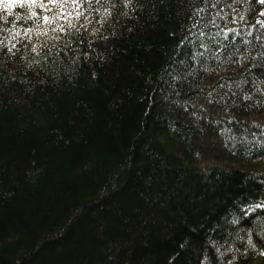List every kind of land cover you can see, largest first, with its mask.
Instances as JSON below:
<instances>
[{"label": "trees", "instance_id": "16d2710c", "mask_svg": "<svg viewBox=\"0 0 264 264\" xmlns=\"http://www.w3.org/2000/svg\"><path fill=\"white\" fill-rule=\"evenodd\" d=\"M0 264H264V3L0 0Z\"/></svg>", "mask_w": 264, "mask_h": 264}, {"label": "snow or ice", "instance_id": "6c2138e0", "mask_svg": "<svg viewBox=\"0 0 264 264\" xmlns=\"http://www.w3.org/2000/svg\"><path fill=\"white\" fill-rule=\"evenodd\" d=\"M12 2H13V0H7V4H8L9 6H11ZM261 3H264V0H261Z\"/></svg>", "mask_w": 264, "mask_h": 264}]
</instances>
